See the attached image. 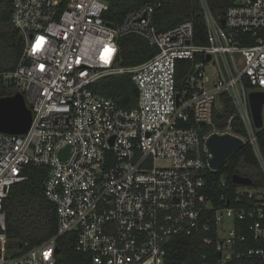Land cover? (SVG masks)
<instances>
[{"label":"built area","instance_id":"obj_1","mask_svg":"<svg viewBox=\"0 0 264 264\" xmlns=\"http://www.w3.org/2000/svg\"><path fill=\"white\" fill-rule=\"evenodd\" d=\"M10 1L24 48L16 68L0 71V79L25 95L33 120L23 134L0 131V264H56L58 238L69 232L93 264H166L175 238L200 231L209 233L202 244L216 239L218 264L241 257L264 262V244L245 248L248 236L238 226L245 221L264 243V188L239 187L231 204L228 192H216L226 180L208 176V169H219L211 168L207 146L213 134L239 137L253 146L264 171L256 133L264 132V103L256 128L249 100L250 92H264V0H232L225 24L200 0L207 44L193 42L190 19L158 30L152 1L117 25L104 17L109 0ZM132 33L157 52L124 66L118 40ZM182 59L192 67L179 89ZM125 73L138 89L133 108L97 89L103 78ZM222 93L236 112L217 127ZM237 115L245 133L233 127ZM28 164L49 169L44 191L57 209L58 232L10 255L4 201L26 179ZM202 258L210 264L207 254Z\"/></svg>","mask_w":264,"mask_h":264},{"label":"trees","instance_id":"obj_2","mask_svg":"<svg viewBox=\"0 0 264 264\" xmlns=\"http://www.w3.org/2000/svg\"><path fill=\"white\" fill-rule=\"evenodd\" d=\"M155 2L154 24L160 31L170 29L180 22L190 19L194 23V38L196 44L208 43V26L203 6L200 0H109L110 8L105 12L106 21L112 24L123 22L127 14L146 2ZM209 7L218 20L232 3V0H207ZM13 4L10 0H0V71L14 70L22 55L24 43L20 39L19 30L12 23ZM120 62L124 66L143 63L151 58L157 49L140 34L132 33L121 36ZM192 67L190 60H179L177 66V84L179 89L185 87V77ZM98 92L113 98L119 106L133 108L137 105L138 89L129 73L103 78L97 84ZM18 92L13 84L0 79V97L11 96ZM221 104L214 110V124L225 127L228 117L236 112L232 99L227 93L220 95ZM233 127L240 133H245L241 117L236 116ZM259 136V146L264 156V132L256 129ZM46 166L28 164L25 169L26 179L16 183L10 189L4 201L6 236L8 252L17 255L23 249L41 244L58 232V214L55 205L48 199L44 191V182L48 177ZM240 174L253 179V184L244 186L233 181V175ZM208 176L227 182L225 187H217L216 192H228L231 204L239 187L264 188V171L255 154L253 146L247 142L244 147L233 154L218 170L208 169ZM247 200H243L246 202ZM215 230L216 223L209 222ZM245 221H238L240 231L248 236L245 248L262 246L260 239H254ZM209 233L200 231L192 235L175 238L167 249L166 264H203V254H207L210 264H218L219 253L215 248L216 239L212 244H202V239ZM76 233L69 232L58 238L56 264H93L91 253L81 252L76 248ZM228 264H264V262L241 257L233 259Z\"/></svg>","mask_w":264,"mask_h":264},{"label":"water","instance_id":"obj_3","mask_svg":"<svg viewBox=\"0 0 264 264\" xmlns=\"http://www.w3.org/2000/svg\"><path fill=\"white\" fill-rule=\"evenodd\" d=\"M221 22L225 24V19L222 18ZM20 39L23 40V37L21 36ZM249 100L255 126L261 128L263 125L264 92H250ZM32 120L33 112L23 93L17 92L11 96L0 97L1 132L10 134L26 133L32 124ZM204 124L205 122H201V125ZM244 144L243 139L230 134H213L210 136L207 140V146L213 153V157L209 160L211 168L220 169L233 154L243 148ZM67 150H64V157H66L65 151ZM232 178L235 183L240 185L250 186L253 184V179L248 176L234 174Z\"/></svg>","mask_w":264,"mask_h":264},{"label":"snow or ice","instance_id":"obj_4","mask_svg":"<svg viewBox=\"0 0 264 264\" xmlns=\"http://www.w3.org/2000/svg\"><path fill=\"white\" fill-rule=\"evenodd\" d=\"M42 43H43V37H41V38L39 39V41L37 42L36 47H37V48L41 47V46H42Z\"/></svg>","mask_w":264,"mask_h":264},{"label":"rangeland","instance_id":"obj_5","mask_svg":"<svg viewBox=\"0 0 264 264\" xmlns=\"http://www.w3.org/2000/svg\"><path fill=\"white\" fill-rule=\"evenodd\" d=\"M164 163V161H160V164Z\"/></svg>","mask_w":264,"mask_h":264}]
</instances>
